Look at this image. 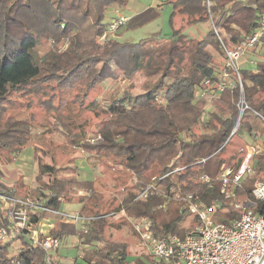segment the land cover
I'll use <instances>...</instances> for the list:
<instances>
[{
    "label": "trees",
    "instance_id": "1",
    "mask_svg": "<svg viewBox=\"0 0 264 264\" xmlns=\"http://www.w3.org/2000/svg\"><path fill=\"white\" fill-rule=\"evenodd\" d=\"M210 1L211 7L207 0H169L173 6L171 37L155 33L137 42L111 38L98 45L90 42L87 35L83 37L84 25L89 23L94 28V36L103 34L107 9L126 6L129 0H0V162L14 161L13 155L18 156L29 144L35 147L39 186L30 190L28 197L39 200L43 208L30 212V219L34 229L39 230L43 219L56 218L48 233L39 232V242L47 237L77 236L87 264H126L130 255L128 243L108 236V220L117 212L124 211L134 218L148 217L154 235L163 238L184 237L196 225L198 215L189 208L190 194L208 205L220 202L222 212L215 217L218 222L238 217L239 212L221 191V168H233L231 182L246 156L244 145L228 148L233 137L240 133L254 138L264 135V119L256 113L264 117V65L258 72L245 68L242 71L247 96L256 112L247 111L231 136L236 125V92L225 90L216 98L208 94L199 100L194 97L195 87L213 75L214 56L209 47L220 46L217 33L212 26L197 39L187 36L184 29L208 21L212 14L224 40L238 38L232 25L248 30L264 12V0ZM159 15L156 8L149 7L122 27L138 29ZM50 39L58 44L66 40L69 45L39 55L38 48ZM109 59L119 70L138 68L144 72L142 93L133 96L126 92L104 109L107 117L101 125L102 138L96 144L84 138L79 142L81 135L76 133L63 107L69 101L85 105L99 86L93 71H102ZM43 81H50L51 85ZM163 89L167 100L164 104L156 100ZM57 90L64 94L58 102L53 97ZM16 91L26 96L35 94L39 99L48 96L41 105H45L46 113L54 114L51 127L58 136L134 174L135 181L132 174L128 175V191L114 211H102L101 191L94 179L79 180L74 158L57 161L55 154L49 155L45 146L33 141L34 126L39 125L33 109L26 118L22 114L17 118L6 116L10 107L5 102ZM209 101L214 107L211 118L205 131L197 132L195 128ZM186 130H192L189 139L181 134ZM254 161L255 173L245 178L235 193L239 200L261 212L264 201L257 200L252 191L255 180L264 181V154H256ZM202 175L210 180L205 181ZM74 190L84 193L77 199L70 194ZM0 192L17 196L15 188L3 180ZM70 199L82 202L78 213L85 217L83 227L62 220L57 213L62 203ZM1 208L4 219L0 218V225L8 222ZM188 223L190 226L186 227ZM0 264L53 263L39 243L13 254L0 242Z\"/></svg>",
    "mask_w": 264,
    "mask_h": 264
},
{
    "label": "built area",
    "instance_id": "2",
    "mask_svg": "<svg viewBox=\"0 0 264 264\" xmlns=\"http://www.w3.org/2000/svg\"><path fill=\"white\" fill-rule=\"evenodd\" d=\"M207 4L210 6V0H207ZM128 19L118 14L108 29L114 30L117 26L124 25ZM213 27L220 42L223 60L219 65H212L213 75L195 87L194 97L199 100L208 94L216 98L225 90L236 92L233 95L236 125L232 136L238 129L243 115L247 111L256 112L247 96L242 71L245 68L258 72L260 65H264V12L258 15L256 23L248 30L233 24L232 27L239 35L238 38H231L228 41L224 40L214 23ZM156 100L163 104L167 102L165 94L162 93ZM213 109V103L209 101L201 114L199 120L201 124L210 120ZM256 113L264 119L260 113ZM263 137L259 135L253 138L256 143L245 145L246 156L233 174L231 182L233 168L225 165L221 168V177L224 180L221 191L239 212L238 217L228 218L227 222L216 221L215 217L222 210L221 203L208 205L193 194L188 196L189 208L198 215V221L183 238L176 235L169 238L156 236L152 232L148 217L131 216L129 219L141 239L138 246L147 248L150 259L139 260L140 258L135 257L133 260L128 259L126 264H264V211H255L247 202L239 200L235 193L236 187L255 173L254 156L264 154ZM202 179L210 180L206 175H202ZM252 193L257 200L264 201V181L255 180ZM4 203L7 204V207H4L8 222L2 221L0 225V242L6 244L10 252L16 253L39 243L46 250L49 261L53 263L52 250L62 246L66 242V237H47L42 243L39 242V232L43 231L34 229L30 212L42 210L41 202L33 201L29 197L9 196L0 192L1 207ZM57 213L64 221H72L71 223L77 225L80 223L81 227L84 225L85 217L78 212L70 213L60 209ZM3 217L0 216L1 220ZM23 240H27L28 243L22 244ZM16 242L21 244L17 248H12Z\"/></svg>",
    "mask_w": 264,
    "mask_h": 264
},
{
    "label": "rangeland",
    "instance_id": "3",
    "mask_svg": "<svg viewBox=\"0 0 264 264\" xmlns=\"http://www.w3.org/2000/svg\"><path fill=\"white\" fill-rule=\"evenodd\" d=\"M150 2L152 1L135 0L134 3L130 2L129 4L128 2L126 6L109 7L107 9L105 18V22L107 24L106 30L103 32V34L94 36V33L92 32L94 28L92 26L89 27V23H86L84 25L85 32L83 33V37L87 35L90 42L96 43L98 45L105 44L106 41L111 38L118 39L122 42H137L155 33H161V35H163L164 37H171L174 31V26L170 21L173 6L169 4L168 1H166L163 9L160 11L159 17L141 28L130 30L126 29V26L122 27L120 25L117 26L114 30L108 29L111 21L116 19L117 17V11L115 10L120 9L119 11L122 12L121 9H123L124 13H122L124 14V16H126V14L129 15L132 14V12H137L136 10H140L141 12V9L148 6ZM213 23H215V21L212 14H210V18L208 19V21L204 23L192 24L184 29V33L189 37L200 39L205 35V33L209 31V29L212 28ZM177 26L178 25H175V27ZM44 41L45 42H43L42 46L38 48V53L41 56L46 55L55 47L66 49L69 45L68 41L66 40L60 41L59 44L56 43L54 39ZM90 42H88V44ZM89 48L90 47L88 46V49ZM209 49L214 56L213 64L219 65L223 60L220 46L218 47V49L211 47H209ZM93 75L98 80L99 86L93 93H91V96L88 100H86L85 105L83 106L80 103L73 104L71 103V101H69L68 104L63 107V111L72 122L76 133H79L81 135L79 138V142L82 141L81 138H84L87 142L96 144L102 138L101 125L104 124V120L107 117V114L105 113L106 110L104 109H107L109 105H112L114 103V101L122 99L126 92L131 93L133 96L142 93V84L146 78L144 72L138 68H134L129 71L117 69L114 61L110 59L108 60L102 71L94 70ZM43 82H49V86L51 85L50 81ZM46 91H50L49 88H47ZM160 93L164 94L165 90L163 89ZM63 96L64 94L57 90L53 97L57 99L56 101L58 102L59 99H61ZM41 97L42 98L39 99L37 96H35V94L26 96L17 91L12 93L11 99L5 102V105L8 107V109L10 107V109L6 113V116H16L17 118V115L22 114L26 118L31 115L32 112L30 111H32L33 109L37 119V123L39 124L37 126H34L33 141H38V143L45 146L48 149L49 155L55 154L57 161L64 162L74 158L79 169V180L94 179L98 190L101 191L100 208L102 209V211H114V209L118 207V205L123 200L124 195L128 191L127 185H129L130 174L133 175L132 177L134 181L136 180L134 174L129 170H123L121 165L112 161H107L96 155H92L90 151L87 152V150L84 149V147L82 148L81 145L79 147L76 144H69L63 137L58 136L51 127L54 122V114L46 113L44 110L45 105H41L43 99L48 96ZM125 103L127 102L125 101ZM100 108H102V111H100ZM205 125L206 123L201 124L199 122L197 128H195V131H205ZM181 134H183L184 138H191L192 130L183 131ZM240 134L233 137L232 142L228 145L229 149H239V145L245 146L248 143L257 142L253 139L254 137L252 136L248 137V135L245 133L242 134V136ZM262 139H264V137ZM15 156L16 158L14 159V161L10 163L4 164L0 162V180H3L9 185L13 186L15 188L16 194L18 191L19 195L26 196V194H28L30 190L39 186V183L36 182V175L38 173V161L35 159V147L32 144H29L19 154L18 158L17 155L14 154L13 157ZM59 158L61 160H59ZM20 166L22 167L20 168ZM22 168L25 170V172ZM8 180L11 182H8ZM82 193L84 192L79 190L70 192V194L75 198L77 197V199ZM81 203L82 202H79V200H66L64 203H62L60 209L66 210L70 213H77V211L81 207ZM6 205L7 204L4 203L2 207L3 209L1 208V210L3 211L2 213L5 214V207H7ZM221 212L222 211H220V213ZM0 216L2 215L0 214ZM129 217H131V215H127L124 211H122L117 212L114 217L110 218L108 220V222L111 223L108 228V236L115 241L128 243V248L130 251L129 259L133 260L135 257L140 258L139 260L144 258L150 259V254L147 248L138 246L141 240L140 235L135 230ZM45 221L46 220H44L39 225L41 231H44V229L48 227L45 224ZM78 224L81 225L80 223ZM189 226L190 225L188 223L186 227ZM194 227L195 226H192L188 230ZM27 243V240H23L22 242V244ZM20 244L21 243L16 242L12 245V248H17V246H19ZM79 252L76 247L65 249V251H63L64 255H62V260L66 262L65 264L72 263V261H74L78 256L80 258L78 260L79 264H87L85 259L82 258V255L79 256L81 253ZM11 253L16 252L11 251Z\"/></svg>",
    "mask_w": 264,
    "mask_h": 264
},
{
    "label": "crops",
    "instance_id": "4",
    "mask_svg": "<svg viewBox=\"0 0 264 264\" xmlns=\"http://www.w3.org/2000/svg\"><path fill=\"white\" fill-rule=\"evenodd\" d=\"M152 2H150V4L148 5V6H146V7H144V8H142L141 9V12H142V10L144 9V10H146L147 8H149V7H154V8H156L159 12L163 9V7H164V5H165V3H166V1H169V0H151ZM130 2L131 3H134L135 2V0H129V4H130ZM120 9H117V10H115V11H117V15L118 14H121V15H124L123 13V9H121V11L123 12H120L119 11ZM143 10V11H144ZM137 12H132V14H129V15H127L126 13V16L129 18H131V17H133L134 15H136V14H138V13H140V10H136ZM116 15V16H117ZM207 31V30H206ZM19 157V155L17 156V158ZM19 166V165H18ZM22 166H20V168H21ZM20 168H17V169H20ZM23 169V168H22ZM5 171H6V169H5ZM23 171L25 172V170L23 169ZM8 174H9V172H8ZM88 180V179H87ZM8 182H11V181H9L8 180ZM13 185V184H12ZM33 187V186H32ZM29 194V193H28ZM28 194H26V196L25 195H19V193H18V191H17V196H19V197H28ZM64 203V202H63ZM78 212V211H77ZM44 220H46L45 221V224L48 226L47 228H45L44 229V231H43V233H48L49 232V230L51 229V227L53 226V224H54V222L56 221V218H48V219H44ZM44 220H42L41 222H43ZM48 222V223H47ZM72 243V244H71ZM70 247H76L77 249H78V252H79V249H80V252H81V248L83 247L81 244H80V240H79V237H77V236H67L66 237V242H64V244L62 245V246H60V247H58V248H56V249H54V250H52V255H51V257H52V260H53V264H65L66 262H64L63 260H62V255H64L63 254V251H65V249H69ZM79 252V253H80ZM79 256H81V253H80V255ZM80 258L77 256L76 258H75V260L74 261H72V263H67V264H79V262H78V260H79Z\"/></svg>",
    "mask_w": 264,
    "mask_h": 264
}]
</instances>
